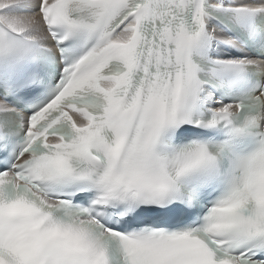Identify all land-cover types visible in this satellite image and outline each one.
Listing matches in <instances>:
<instances>
[{
    "label": "snow or ice",
    "instance_id": "snow-or-ice-1",
    "mask_svg": "<svg viewBox=\"0 0 264 264\" xmlns=\"http://www.w3.org/2000/svg\"><path fill=\"white\" fill-rule=\"evenodd\" d=\"M0 264H264V0H0Z\"/></svg>",
    "mask_w": 264,
    "mask_h": 264
}]
</instances>
